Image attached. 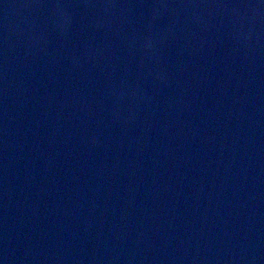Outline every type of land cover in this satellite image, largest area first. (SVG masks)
Segmentation results:
<instances>
[{
  "label": "water",
  "instance_id": "95a60500",
  "mask_svg": "<svg viewBox=\"0 0 264 264\" xmlns=\"http://www.w3.org/2000/svg\"><path fill=\"white\" fill-rule=\"evenodd\" d=\"M0 264H264V0H0Z\"/></svg>",
  "mask_w": 264,
  "mask_h": 264
}]
</instances>
